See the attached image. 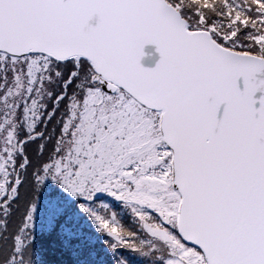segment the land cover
<instances>
[{
	"label": "snow or ice",
	"instance_id": "obj_1",
	"mask_svg": "<svg viewBox=\"0 0 264 264\" xmlns=\"http://www.w3.org/2000/svg\"><path fill=\"white\" fill-rule=\"evenodd\" d=\"M85 214L149 264H264V0H0V264H98Z\"/></svg>",
	"mask_w": 264,
	"mask_h": 264
},
{
	"label": "rangeland",
	"instance_id": "obj_2",
	"mask_svg": "<svg viewBox=\"0 0 264 264\" xmlns=\"http://www.w3.org/2000/svg\"><path fill=\"white\" fill-rule=\"evenodd\" d=\"M60 108L61 111H63V104L60 105ZM59 115L60 114L58 113L57 119H59ZM43 127L44 126L42 125L41 128ZM47 134H50L53 139L57 138L58 126L56 125V120H53L52 123H49L47 125ZM30 146H32V148H35V145ZM51 147L52 145L49 144L48 149L50 150ZM28 151L30 154V149ZM48 154V151H45L43 158H46ZM32 158L36 163L38 157L35 153ZM37 198L41 201L44 200L43 195L38 196ZM90 206L95 209L99 215L104 216L109 220H111L113 214H115L118 226H122L124 229L123 234L127 236L129 231H135L136 235L131 239V243H133L137 248H140L141 250H147L146 246L149 240H151L152 238L137 223L136 218L133 216L128 206L124 205L122 202L116 201L115 198L110 197L107 194H100L99 198L94 202H91ZM44 227V218L38 215L36 221L37 233L41 232ZM81 227L86 230L89 235V239L95 245V251L93 252L92 256L94 260L98 259V264H116L117 258H126L128 264H149L150 258L146 259L143 255H141V253L127 249L123 245H118V251L113 252L112 250H110V248L104 244V241L111 240V238L96 231L95 225L91 222L90 217H88L86 214L81 220ZM97 253L100 254L98 258ZM157 255L159 254L157 253ZM49 259L62 260L66 262L67 257L62 256L60 252H56L50 255Z\"/></svg>",
	"mask_w": 264,
	"mask_h": 264
},
{
	"label": "trees",
	"instance_id": "obj_3",
	"mask_svg": "<svg viewBox=\"0 0 264 264\" xmlns=\"http://www.w3.org/2000/svg\"><path fill=\"white\" fill-rule=\"evenodd\" d=\"M30 149V154H29V151H28V154L31 156V158L34 156V153H35V151H34V148H32V146H28V150ZM36 154V153H35ZM32 160H33V163H35V160L32 158ZM23 192H24V189H21V193H22V195H23ZM18 215V214H17ZM50 255H52L51 253H50ZM49 255V256H50Z\"/></svg>",
	"mask_w": 264,
	"mask_h": 264
},
{
	"label": "water",
	"instance_id": "obj_4",
	"mask_svg": "<svg viewBox=\"0 0 264 264\" xmlns=\"http://www.w3.org/2000/svg\"><path fill=\"white\" fill-rule=\"evenodd\" d=\"M145 50L147 51V50H153L154 51V46H152V45H146L145 46ZM143 62V61H142ZM150 66V65H149Z\"/></svg>",
	"mask_w": 264,
	"mask_h": 264
}]
</instances>
